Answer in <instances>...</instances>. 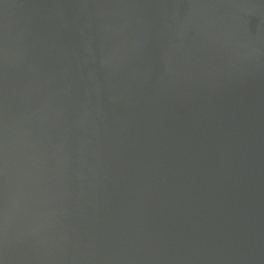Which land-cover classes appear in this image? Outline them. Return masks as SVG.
Returning a JSON list of instances; mask_svg holds the SVG:
<instances>
[{"label":"water","instance_id":"obj_1","mask_svg":"<svg viewBox=\"0 0 264 264\" xmlns=\"http://www.w3.org/2000/svg\"><path fill=\"white\" fill-rule=\"evenodd\" d=\"M0 264H264V0H0Z\"/></svg>","mask_w":264,"mask_h":264}]
</instances>
